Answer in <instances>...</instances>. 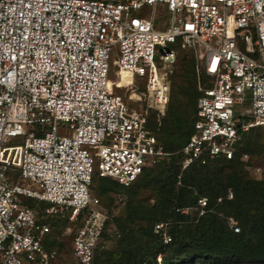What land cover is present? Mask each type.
<instances>
[{
    "label": "built area",
    "instance_id": "built-area-1",
    "mask_svg": "<svg viewBox=\"0 0 264 264\" xmlns=\"http://www.w3.org/2000/svg\"><path fill=\"white\" fill-rule=\"evenodd\" d=\"M181 49L206 76L177 151L184 169L231 158L241 131L264 129V0H0V264H92L108 217L93 176L130 186L170 157L148 117L165 114ZM116 68L130 84L116 82ZM126 89L133 96L118 92ZM242 104L248 119L239 122ZM17 173L37 188L14 181ZM18 195L79 222L71 261L47 246L58 238L52 224ZM206 205L200 197L199 214Z\"/></svg>",
    "mask_w": 264,
    "mask_h": 264
},
{
    "label": "trees",
    "instance_id": "trees-1",
    "mask_svg": "<svg viewBox=\"0 0 264 264\" xmlns=\"http://www.w3.org/2000/svg\"><path fill=\"white\" fill-rule=\"evenodd\" d=\"M191 53L187 49L179 52L182 62L179 72L173 78L170 75L165 114L157 120L154 110L149 113L148 126L163 148L172 153L152 178L150 194L145 195V187L123 186L93 176L91 192L98 196L100 208L107 215L110 211L102 203L101 195L126 190L128 198L123 213L112 219L118 227L114 232L115 248L104 249L101 243L97 244L92 264H264V180L249 177L245 168L248 161L242 158L243 154L264 156L258 130L261 127L240 132L231 158H208L205 163L195 161L187 168L180 167L181 155L177 151L192 134L200 95L194 82ZM202 76L206 81L203 73ZM200 197L207 198L202 214H198ZM184 208L196 210L183 212ZM38 214L43 221L50 220L48 214ZM63 217L68 220V214ZM229 218L236 221L238 231L229 224ZM109 221L110 218L105 221L104 238L108 237L105 229ZM158 223L165 225L167 242L163 229L155 231ZM55 233L59 236L56 230ZM53 243L56 241H49L47 246L53 247Z\"/></svg>",
    "mask_w": 264,
    "mask_h": 264
},
{
    "label": "rangeland",
    "instance_id": "rangeland-1",
    "mask_svg": "<svg viewBox=\"0 0 264 264\" xmlns=\"http://www.w3.org/2000/svg\"><path fill=\"white\" fill-rule=\"evenodd\" d=\"M149 13L150 12L147 11V16ZM167 17H168L167 14L155 15L154 25L157 27V25H161L162 23L166 22ZM170 47H173V46L170 45ZM179 52H180V50L178 51L177 62H176L175 66L173 68V71L171 73L173 75L172 78L175 76L176 73L179 72V67L181 66L182 60H180ZM191 54H192V57L194 59L193 71L196 75L194 82H195V86L198 90V81L200 80L201 82H205V80L203 79L202 73L196 71V57L193 53H191ZM115 76L117 77V80H116L117 83L121 80H122V82L125 81L122 78V75L119 74L118 68L115 69ZM125 83L130 84L131 80L125 81ZM141 87H139V90L143 89V86H141ZM118 92L125 94V96L127 94H131V95L133 94V92H131L128 89L118 90ZM131 105H132V107H137L136 103H132ZM142 105L145 106V102H142ZM249 106L250 105H248V104H242V105L234 106L236 117L239 119V122L246 121L248 119L247 109L249 108ZM258 130L262 134V143L264 145L263 128L262 127L258 128ZM22 140H23V136L15 137V138H12L11 143H20V142H22ZM242 158H243V161L244 160L248 161L245 168L248 171L249 177L256 179V176H258L256 174L257 172L254 171V167H260L264 173V156L256 157L254 155L249 156V155L243 154ZM168 159L162 160L157 166H155L154 168L149 169L146 172H144L131 186L138 185L139 188L145 187L144 188L145 190H143V192L145 193V195H149L150 191L148 190V187L150 186V182H151L152 178L159 171V168H161L167 162ZM12 178L14 181H19L23 186L37 188L31 182H29L28 179L23 178L18 173L15 176H13ZM96 184H97V180L95 181L93 188H94V186L96 187ZM17 197L24 205L36 208L38 213H42L44 215L48 214L47 215L48 218L50 217V220L48 222H50L52 224L53 230L54 231L56 230L59 234V236H57L58 237L57 240L56 239H53V240L56 241V243H58V244L60 243L62 245L61 247H59V249L62 250L63 252H65L69 256V257H67V259H69L68 261H71V255L69 254V251L67 248H68V244L70 243V239L72 237V234H73L74 230H76V227L78 226L79 222L71 223L69 220H66L63 217L64 216L63 213H57V214L48 213L46 209L51 205L50 203L38 201L36 199L28 198V197H25L22 195H18ZM100 197H101L102 203L107 207V210L110 211V214L107 215V216H109L107 218H110V221H109V223L105 229L106 233L108 234V237H106V238L103 237L99 243L102 244L104 249H114L115 245H116V239H117V236L114 235V232H117L116 229L118 227H116V225L112 219L114 217L120 216L123 213V206L125 204V201L128 198V193L126 192V190H119V191L112 190L108 194H106L104 196L101 195ZM150 202H153V198H150ZM194 210H196V208H192V209L191 208H184V209H182L183 212H189V213L194 212ZM198 214H199V211H198ZM233 221H235V220L233 219ZM232 223L233 222L231 221V218H229V224L232 225ZM236 226H238L237 223H236ZM164 227H165V225L163 223L155 224V231L163 229L164 242H167L169 240V237H167L168 235L166 234ZM56 243L55 244L53 243V247L58 249V246ZM53 247H50V248H53Z\"/></svg>",
    "mask_w": 264,
    "mask_h": 264
},
{
    "label": "bare ground",
    "instance_id": "bare-ground-1",
    "mask_svg": "<svg viewBox=\"0 0 264 264\" xmlns=\"http://www.w3.org/2000/svg\"><path fill=\"white\" fill-rule=\"evenodd\" d=\"M118 72H119L120 75H122V78H123L125 81H129V80H131V78H130L129 76H126V75H124V74L122 73V71H121L120 68H118Z\"/></svg>",
    "mask_w": 264,
    "mask_h": 264
}]
</instances>
